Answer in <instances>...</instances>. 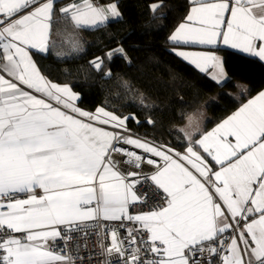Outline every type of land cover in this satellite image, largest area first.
<instances>
[{
  "label": "snow or ice",
  "instance_id": "snow-or-ice-1",
  "mask_svg": "<svg viewBox=\"0 0 264 264\" xmlns=\"http://www.w3.org/2000/svg\"><path fill=\"white\" fill-rule=\"evenodd\" d=\"M191 2L170 42L222 40L264 61V0ZM150 7L155 14L163 5ZM57 14L89 29L122 19L115 3L0 0V264H72L71 233L99 220L117 222L106 250L127 251L124 264H264V91L199 139L179 129L183 153L134 138V116L80 108V94L38 66L34 55L49 54ZM172 51L218 86L225 81L216 51ZM116 54L126 55L122 47L106 55ZM90 63L100 71L104 62ZM149 200V211L137 210ZM125 222L137 226L126 229V249L118 234Z\"/></svg>",
  "mask_w": 264,
  "mask_h": 264
},
{
  "label": "trees",
  "instance_id": "trees-1",
  "mask_svg": "<svg viewBox=\"0 0 264 264\" xmlns=\"http://www.w3.org/2000/svg\"><path fill=\"white\" fill-rule=\"evenodd\" d=\"M71 1L60 0L57 7ZM98 1L102 5L115 3L122 19L89 29L77 28L57 14L49 54L35 55L49 79L69 84L80 94L83 109L94 111L104 106L117 115L134 116L135 120L127 121L132 133L181 151L187 143L179 129L192 112L218 96L208 106L211 126L233 113L245 99L227 91L235 90V83L247 84L250 96L264 88V63L256 58L219 48L230 81L218 86L171 52L169 37L185 20L190 0ZM158 3L163 7L154 14L150 6ZM120 47L125 56L106 55ZM96 57L104 62L100 71L90 63Z\"/></svg>",
  "mask_w": 264,
  "mask_h": 264
},
{
  "label": "built area",
  "instance_id": "built-area-1",
  "mask_svg": "<svg viewBox=\"0 0 264 264\" xmlns=\"http://www.w3.org/2000/svg\"><path fill=\"white\" fill-rule=\"evenodd\" d=\"M72 2L79 3L80 0H73ZM97 5H102L98 0H93ZM106 6V5H104ZM128 147L129 150H135L132 146ZM139 152V150H136ZM129 170L131 167L129 166ZM145 171H148L146 168ZM17 198L25 199L26 194H19ZM153 206V201L149 200L147 206L138 208V211H149ZM6 210V209H5ZM117 222L113 221H87L80 224L79 229L71 233V239L67 243L66 252L72 256V264H124L127 259L128 252H125L124 257H120L115 252L109 253L106 249L111 244V231L117 228ZM136 225L125 222V228L119 230V237L121 240L126 238V229L135 228ZM226 236L229 234H225ZM137 242H139V236H137ZM65 247L62 240L55 242L54 251L59 252ZM123 248H127L128 244L122 245ZM227 247V244H225ZM147 256L148 254H144ZM219 259L213 261V264H217Z\"/></svg>",
  "mask_w": 264,
  "mask_h": 264
},
{
  "label": "crops",
  "instance_id": "crops-1",
  "mask_svg": "<svg viewBox=\"0 0 264 264\" xmlns=\"http://www.w3.org/2000/svg\"><path fill=\"white\" fill-rule=\"evenodd\" d=\"M58 1H60V0H57V2ZM73 1V0H72ZM71 1V2H72ZM71 2H69V3H71ZM190 2H191V0H190ZM209 2H212V0H209ZM194 5L192 4V2H191V5H190V8H189V12H188V14L190 13V9H191V7H193ZM187 14V15H188ZM114 20H117V19H112V18H110V20H109V22H111V21H114ZM185 21V20H184ZM183 21V22H184ZM108 23V22H107ZM182 23V22H181ZM176 29V28H175ZM174 32V31H173ZM51 36H52V31H51ZM50 40H51V37H50ZM170 41V40H169ZM170 44H171V52L175 55V53L172 51V49L173 48H178V49H180V50H184V51H189V52H207V51H216V53L219 55V56H221L222 57V59H223V55L222 54H220L219 52H218V49L219 48H224V49H229V50H234V51H236V52H238V53H240V54H243V55H246V56H249V57H252V58H256V59H258V60H260L258 57H255V56H253V55H251V54H249V53H244L243 51H241L240 49H235V48H232L230 45H224L223 43H222V40H221V42L217 45V46H215V47H211V46H206V45H197V44H188V45H176V44H174V43H172V42H170ZM177 56V55H176ZM178 57V56H177ZM180 58V57H179ZM34 59H35V55H34ZM180 59H182L183 61H185L183 58H180ZM36 60V59H35ZM224 61V60H223ZM260 61H262V60H260ZM185 62H187V63H189L190 65H192L190 62H188V61H185ZM263 63H264V61H262ZM194 68H195V66L194 65H192ZM198 70V69H197ZM199 71V70H198ZM211 71V70H210ZM225 71H226V69H225ZM226 74H227V72H226ZM208 76H210L209 74H207ZM230 81V77H229V75L227 74L226 75V79H225V81H223L222 82V86L224 85V86H226V84L228 83ZM243 84H245V83H235V85H236V89L235 90H227V91H229L230 93H232L233 95H235V96H238V97H240V98H242V97H244L245 96V99L244 100H242V103H241V105L242 104H244V103H246L249 99H252V98H254L256 95H258L259 94V92L258 93H256V94H254V95H252V96H250V94H249V91H250V88H249V86L247 85V84H245V85H243ZM74 91V90H73ZM261 91H264V88L261 90ZM75 92V91H74ZM77 105L79 106V101L77 102ZM240 105V106H241ZM239 106V107H240ZM80 107V106H79ZM238 107V108H239ZM80 108H82V107H80ZM237 108V109H238ZM83 109V108H82ZM236 109V110H237ZM84 110H86V109H84ZM235 110V111H236ZM89 111V110H88ZM234 111V112H235ZM232 114V113H231ZM230 114V115H231ZM190 115H195L196 117H197V123L195 124V125H189V120H188V118L186 119V121L184 122V124L181 126V128L180 129H184L185 131H187V132H190L191 134H192V136H193V139H199L200 138V136L203 134V133H205V132H207V131H211L213 128H215L219 123H221L224 119H226L228 116H230V115H228V116H226L225 118H223L222 120H220V121H218L217 123H214L213 125H209L208 126V123H209V121H210V119H211V116L209 115V113H208V109L207 110H205V108L203 109V106L202 107H200L199 109H197V110H195L194 112H192ZM189 115V116H190ZM188 116V117H189ZM109 130H111V129H109ZM183 133V132H182ZM133 135H134V138H140V139H145V138H142V137H140V136H138V135H136V134H134L133 133ZM183 135H184V133H183ZM186 147H187V145H186ZM185 147V148H186ZM185 150V149H184ZM184 150H176V151H179V152H181V153H183L184 152ZM197 151H200L201 152V155H203V156H205V158L206 159H208V162H209V164L210 165H212L216 170H218V168H217V166L215 165V163L213 162V161H211V159L210 158H208L207 156H206V154H204L203 152H202V150L201 149H199V148H197ZM37 193L38 194H40L39 193V190H37ZM85 222H87V221H85ZM217 264H219V261L217 262Z\"/></svg>",
  "mask_w": 264,
  "mask_h": 264
},
{
  "label": "rangeland",
  "instance_id": "rangeland-1",
  "mask_svg": "<svg viewBox=\"0 0 264 264\" xmlns=\"http://www.w3.org/2000/svg\"><path fill=\"white\" fill-rule=\"evenodd\" d=\"M245 85V84H243ZM218 100V96L214 97L213 99L208 100L204 105H203V109L205 108V110L208 109V106L213 102V101H217Z\"/></svg>",
  "mask_w": 264,
  "mask_h": 264
}]
</instances>
